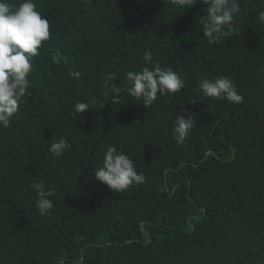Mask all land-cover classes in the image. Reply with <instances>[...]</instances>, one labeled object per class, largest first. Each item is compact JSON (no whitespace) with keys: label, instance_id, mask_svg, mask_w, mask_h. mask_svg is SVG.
Listing matches in <instances>:
<instances>
[{"label":"trees","instance_id":"obj_1","mask_svg":"<svg viewBox=\"0 0 264 264\" xmlns=\"http://www.w3.org/2000/svg\"><path fill=\"white\" fill-rule=\"evenodd\" d=\"M35 3L51 35L33 58L29 94L0 128V264H264V0H239L234 31L219 45L203 36V3L184 11L169 0ZM157 64L187 83L143 108L123 91L125 73ZM219 77L242 103L196 91ZM113 85L122 103L111 102ZM89 97L97 104L73 115ZM176 115L194 121L182 145ZM59 138L71 147L57 158L49 147ZM109 146L144 183L112 193L94 178ZM40 181L56 193L48 216L35 207L31 185Z\"/></svg>","mask_w":264,"mask_h":264},{"label":"clouds","instance_id":"obj_2","mask_svg":"<svg viewBox=\"0 0 264 264\" xmlns=\"http://www.w3.org/2000/svg\"><path fill=\"white\" fill-rule=\"evenodd\" d=\"M174 7L191 8L198 3L206 5V15L202 17V33L207 42L219 45L229 35L225 29L234 31L236 17L241 13L239 0H169ZM258 21L264 23V11L258 13ZM50 21L36 8L35 0H21L12 5L8 0H0V128H8L12 117L17 113L23 98L29 94L32 86L29 75L33 69V58L40 54L43 42L50 39ZM152 52L143 55L145 63L152 62ZM59 62V61H57ZM69 76L79 78V72H69ZM128 86L123 89L130 97L142 102L143 108H149L158 96L179 93L186 86V79L172 68H161L158 64L153 68L143 67L140 71L125 73ZM116 73H108L107 81H114ZM114 93L112 103H122L121 88L112 86ZM202 98L225 100L231 104H240L244 97L235 84L227 77L213 80L202 78L196 89ZM107 96L108 93L106 92ZM202 99L193 98L189 104L195 105ZM95 97L87 102H77L73 115L86 114L91 106L96 105ZM194 127L191 115L175 116L173 132L177 144H183ZM71 145L66 138L52 142L49 152L53 157H62ZM94 178L104 184L110 192L121 193L133 185L145 182V176L138 173L133 160L115 146H109L103 156V162L93 174ZM36 194L35 207L39 215H50L54 204L51 197L56 193L43 181L31 185ZM57 264H63L58 259Z\"/></svg>","mask_w":264,"mask_h":264}]
</instances>
